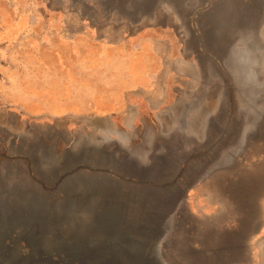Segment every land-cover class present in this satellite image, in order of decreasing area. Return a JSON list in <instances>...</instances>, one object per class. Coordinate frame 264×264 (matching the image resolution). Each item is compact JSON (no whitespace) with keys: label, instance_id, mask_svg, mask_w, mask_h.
Segmentation results:
<instances>
[{"label":"rangeland","instance_id":"rangeland-1","mask_svg":"<svg viewBox=\"0 0 264 264\" xmlns=\"http://www.w3.org/2000/svg\"><path fill=\"white\" fill-rule=\"evenodd\" d=\"M66 263L264 264V0H0V264Z\"/></svg>","mask_w":264,"mask_h":264},{"label":"flooded vegetation","instance_id":"flooded-vegetation-1","mask_svg":"<svg viewBox=\"0 0 264 264\" xmlns=\"http://www.w3.org/2000/svg\"><path fill=\"white\" fill-rule=\"evenodd\" d=\"M7 216L9 217V214L8 213H7ZM13 220L16 223V226L12 229V230H14V232L12 231V233H15V237H18V238H20V237H22L24 235V239H25L26 238V235H27L28 229L26 227L21 226V225L18 227V220H17V218H14Z\"/></svg>","mask_w":264,"mask_h":264},{"label":"water","instance_id":"water-1","mask_svg":"<svg viewBox=\"0 0 264 264\" xmlns=\"http://www.w3.org/2000/svg\"><path fill=\"white\" fill-rule=\"evenodd\" d=\"M229 116H231V113L229 114ZM225 130H224V132L226 131V127L224 128ZM224 132L222 133V134H224ZM222 138V137H221ZM221 138H219L217 141H219ZM215 143H213L212 145H210V146H208V148H207V150L206 151H210L211 149H212V147H213V145H214ZM201 156H204V154H201V155H199V156H195V158L196 157H201ZM187 165L188 164H186L185 165V168L184 169H186V167H187ZM111 236H109V238H110ZM110 241H114V242H119V241H121V239L119 238V237H116V238H112V240H110ZM119 248V247H118ZM114 256H116V254H113V256L112 257H114ZM66 264H71V263H66Z\"/></svg>","mask_w":264,"mask_h":264},{"label":"crops","instance_id":"crops-1","mask_svg":"<svg viewBox=\"0 0 264 264\" xmlns=\"http://www.w3.org/2000/svg\"><path fill=\"white\" fill-rule=\"evenodd\" d=\"M17 165H18L17 163L13 162L11 167H14V166L17 167ZM52 241H53V240H51V242H52Z\"/></svg>","mask_w":264,"mask_h":264}]
</instances>
